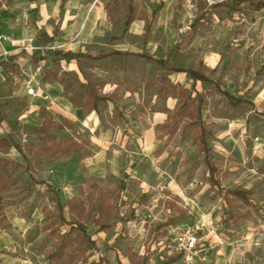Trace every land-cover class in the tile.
Returning <instances> with one entry per match:
<instances>
[{"label": "rangeland", "instance_id": "obj_1", "mask_svg": "<svg viewBox=\"0 0 264 264\" xmlns=\"http://www.w3.org/2000/svg\"><path fill=\"white\" fill-rule=\"evenodd\" d=\"M227 1L67 0L60 19L61 0H0L3 49L28 55L0 68L1 264H117L102 259L109 248L120 264H264V9L223 8L192 27L205 2ZM102 49L148 54L210 82L133 56L30 58ZM214 82L256 111L231 107ZM181 90L190 108L201 95L222 188L251 192L253 208L231 198L245 216L237 223L222 222L227 207L190 121L168 119ZM186 227L197 238L189 262L175 242Z\"/></svg>", "mask_w": 264, "mask_h": 264}, {"label": "trees", "instance_id": "obj_2", "mask_svg": "<svg viewBox=\"0 0 264 264\" xmlns=\"http://www.w3.org/2000/svg\"><path fill=\"white\" fill-rule=\"evenodd\" d=\"M67 0H61L59 9V18L62 17V11L64 8V5ZM248 4L253 10L260 11L264 9V0H230L227 2H218L215 4H208L204 3L202 5L203 8H201L200 15L196 18V20L193 23V28L196 29L200 23H202L203 19L205 17L210 16L211 14H217L219 9L225 8L227 11L237 12L240 11V8L242 5ZM161 5H159L154 12H156ZM133 12L132 9H129V13L127 15V18L124 22V30L129 27V25L133 22ZM53 36L57 35V30L55 29L52 32ZM52 38L50 39V41ZM21 55H24L22 53ZM117 56H133L135 58L148 61L150 63H153L157 66H159L164 74L166 75H172L175 73H186L188 77L194 82H201V83H208L210 80L204 76L202 73L192 70V69H181V68H174L167 64V62L160 58L152 57L148 54L143 53H133L129 51L124 50H115V49H102L97 50L92 53H74L71 51H60V50H53L45 52L43 55H39L37 53H33L31 55V60L35 63L40 62H46V61H55V62H67V63H79L81 60H90V61H100V60H106L111 59ZM10 60H13V58H9ZM3 61H0V67L3 66ZM214 90L224 97L226 102L231 107H243V106H249L253 112L256 111L254 105L247 100H243L241 98H236L227 91H224L220 88L219 83L214 82L213 83ZM167 89H170L172 92L176 91V87L170 83L167 84ZM180 95V105L178 108L168 116L169 120H181V119H188L189 125L193 128L195 132V139H196V147L200 153L203 155V163L205 166V173L207 177V181L210 184L211 187L216 189L217 193L220 195L221 199L224 201L227 207V213L225 218L222 220L223 223H237L243 219H245L244 215L239 214L234 210L231 198L234 200L242 203L244 206L247 207H255L254 202L251 200V192L246 189H235V190H228L225 188H222L220 181H219V170L214 165L212 157L210 155V150L208 148V132L206 130V124L201 119V95L196 94V98L194 102L196 101V104L191 106V102L193 101L191 99V95L187 91L181 90L179 92ZM104 99V98H99ZM92 103V110H96V99L90 100ZM16 150H18L19 153H21V150L17 147H15ZM57 200V199H56ZM58 202V200L56 201ZM58 211L61 214L62 208L57 203ZM102 253V259H105L108 262H116L117 264H120L118 254L113 249H103L101 251ZM61 257L60 254H53L50 256L52 260H59ZM178 257V256H177ZM1 264V261H0Z\"/></svg>", "mask_w": 264, "mask_h": 264}, {"label": "built area", "instance_id": "obj_3", "mask_svg": "<svg viewBox=\"0 0 264 264\" xmlns=\"http://www.w3.org/2000/svg\"><path fill=\"white\" fill-rule=\"evenodd\" d=\"M9 40V36L5 34L0 22V47L2 49L0 52V59L6 58L9 55V53L3 49V44ZM27 93L29 95L35 94L33 89H29ZM175 242L176 251L181 255L182 260L189 262L197 242V238L194 236L192 229L189 227L184 228V230L175 237Z\"/></svg>", "mask_w": 264, "mask_h": 264}, {"label": "crops", "instance_id": "obj_4", "mask_svg": "<svg viewBox=\"0 0 264 264\" xmlns=\"http://www.w3.org/2000/svg\"><path fill=\"white\" fill-rule=\"evenodd\" d=\"M66 4V3H65ZM60 6V5H59ZM64 7H65V5H64ZM63 10H64V8H63ZM63 12V11H62ZM59 13H60V9H59ZM0 16H1V14H0ZM58 17H59V14H58ZM0 22H1V17H0ZM1 24H2V22H1ZM3 26V25H2ZM3 30H4V32H5V34L7 35V36H9V34H8V32L4 29V27H3ZM53 35V34H52ZM0 50H1V47H0ZM72 52V51H71ZM74 53H82V52H74ZM20 57H26V58H28V55L26 54V53H24V55H21V54H14V55H12V56H8V57H6V58H1L0 59V61H5V60H7V59H9V58H13V62H17L18 61V59L20 58ZM30 58H31V56H30ZM101 61V60H100ZM61 62H64V61H61ZM41 63V62H40ZM64 63H66V64H75L76 65V63H74V62H71V63H67V62H64ZM2 67V66H1ZM0 67V68H1ZM34 93H36L35 91H34ZM119 257V256H118ZM120 261V260H119Z\"/></svg>", "mask_w": 264, "mask_h": 264}]
</instances>
